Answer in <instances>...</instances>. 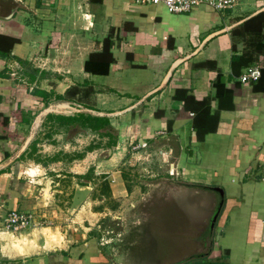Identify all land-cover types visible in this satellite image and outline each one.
I'll use <instances>...</instances> for the list:
<instances>
[{"label": "crops", "instance_id": "obj_1", "mask_svg": "<svg viewBox=\"0 0 264 264\" xmlns=\"http://www.w3.org/2000/svg\"><path fill=\"white\" fill-rule=\"evenodd\" d=\"M259 15L264 0H240L224 12L202 7L184 14L134 0H0V264H113L91 236L22 250L15 241L24 230L8 229L4 219L11 211L43 206L35 186L45 181V171L55 172L57 185L61 177L73 180L69 211L95 203L96 185L76 183L92 169L106 175L113 198L124 201L130 195L127 171L134 168L130 154L144 143L138 152L155 155L146 163L151 172L162 178L178 173L170 178L175 189L163 196L179 195V207L193 214L186 234L199 235L210 225L207 233L217 235L215 257L202 258L210 264H264V17L255 21ZM257 23L262 29L255 32ZM108 37L115 61L109 67L92 63L87 70ZM208 61L215 68L199 66ZM251 66L261 68V78L241 82ZM73 87L90 89L82 100L89 112L84 114L109 118L100 135L109 145L90 146L80 158L78 139L67 151L55 137L58 148L48 157L57 159L34 162V123L41 124L42 139L50 138L55 124L67 123L58 117L82 114L54 113L55 107L75 103L57 99ZM186 96L195 98L188 107ZM19 110L22 117H12ZM7 127L23 141L6 137ZM109 132L115 144L110 145ZM105 150L108 156L100 159ZM67 152L70 159L61 158ZM103 213L91 210L92 216Z\"/></svg>", "mask_w": 264, "mask_h": 264}, {"label": "rangeland", "instance_id": "obj_2", "mask_svg": "<svg viewBox=\"0 0 264 264\" xmlns=\"http://www.w3.org/2000/svg\"><path fill=\"white\" fill-rule=\"evenodd\" d=\"M83 104L75 102L64 109L55 107L54 113L89 114ZM37 124L38 122L34 123V130L38 134L37 145L39 144V147L36 145L35 150L31 153L34 162L47 164L51 163L53 159H57V157H48L58 148L57 140H54L55 137L56 139L60 138L59 145L67 151L72 150L74 138L78 139L75 144L82 153L76 154V156L80 158H83L87 154L86 152L91 150L90 146L107 148L109 145L108 138L85 127L82 122L74 125L65 123L66 125L63 127L55 124L57 130L52 133V137L49 135L50 138L45 136L44 139H42L41 124ZM108 129L112 132L111 128ZM79 134L81 135L79 136ZM140 148L143 147L140 145L130 154L131 163L134 164V168L127 171L130 195L122 202L116 199L119 203V208L116 211L110 209L113 205L111 201H99L97 198L95 201L93 200L96 186H92L91 197L95 203L91 204V208L89 202L86 208H82L80 212L73 209L69 211L71 206L69 199L72 198L71 193L74 186L71 181L73 180L70 178L64 180L61 177L62 181L57 185L58 179L53 175L55 172L45 171V181L35 186L38 189L39 203L43 206L34 212H28L32 216V222L27 229H19V231L24 230V235L16 237L17 247L32 252L34 248L44 242L46 247H52L50 244H54L53 242H67L72 237L76 238L75 241H79L83 240L82 236L88 240L91 236L98 251L113 264H193L202 257L213 255V243L217 235L207 233L210 225L206 226L203 229L204 233H199V235L197 233L186 234V230L191 227L189 223L193 214L191 217L189 208L183 204L179 207L181 204L179 195L173 198L163 196L165 191H169L168 189L172 191L175 189V186L170 184L172 181L170 178L173 176L169 172L168 176L162 178L151 172L146 163L153 160L155 155L138 152ZM41 150L42 153H39ZM100 153L102 154L99 156L100 159L106 158L109 154L106 150ZM71 156L67 152L61 158L69 160ZM101 176L102 174L95 173L91 175L95 179ZM81 182L88 183L89 180L88 178H79L76 183ZM159 182H162V185L158 184ZM102 207L107 214L91 215L92 209L101 212ZM5 219L4 226L7 225ZM0 228L3 229V227ZM46 228L48 229L46 230ZM89 228L92 230L90 231ZM10 239H12L11 236ZM86 239L84 240L86 241ZM6 242L10 243L7 239ZM196 245L199 246L196 247Z\"/></svg>", "mask_w": 264, "mask_h": 264}, {"label": "trees", "instance_id": "obj_3", "mask_svg": "<svg viewBox=\"0 0 264 264\" xmlns=\"http://www.w3.org/2000/svg\"><path fill=\"white\" fill-rule=\"evenodd\" d=\"M261 17H264V15L263 16L259 15L257 18H255V21L260 22ZM250 24H249V22H247L246 25H250ZM252 29L255 32L261 31L262 25H258V23H257V25H253ZM112 47H113V42L111 40V37L106 38L104 41V49H103L102 53L92 54L89 61H87L86 69L90 70V65H92V63H96L97 65H101L102 63L105 62V63H107V65L109 67L110 64L115 61V59L113 58L112 51H111ZM199 66L203 67V68H215V63L208 61V62H205V63L199 65ZM89 90L90 89H81L80 87H73V88L69 89L65 95L58 96L57 99L64 100V101H74V102H77L79 104H82V100L85 96H87L89 94ZM189 100H195V98H193L192 96H189V97L186 96L184 98V101L187 104V107H188L187 101H189ZM196 104L198 105V102H196ZM203 104H204L203 102H200V105H203ZM162 114H164V112H158L157 113V115L159 117ZM12 117L19 119L20 117H22V111H20V110L17 112L14 111L12 113ZM50 118H52V117H50ZM57 119L66 121L67 123L68 122L73 123L74 121H76L77 123L82 122V124H84V126H87V128L89 127L96 132H99L100 135L106 134V133H104V131L110 125L109 118L95 116V115H86L84 113L79 114L77 117H58ZM5 121H6L5 122L6 125H9V120L5 119ZM4 135L6 137L14 138V140H17L19 142L23 141L22 137L18 136L17 134L10 132L9 128L4 129ZM107 135L109 137L112 136L111 141H110V145L115 144L116 139H117V138H115V135L110 133V132ZM36 144H37V142H35L34 146H36ZM92 149H93V147H92ZM93 174H94V171L92 169L89 171V173L87 175L79 176L78 178H80V179L88 178V180L91 181L93 183V185H96L97 188L95 189V192L93 194V200H96V198H97L99 201H104V200L109 201V202L111 201V202H113V205L110 207V209L113 211H116L119 208V203H118V201H116L113 198L111 181L108 179V177L106 175H102L100 178L96 179V181H95V179L91 177V175H93ZM79 184L86 185L84 182H81ZM129 191H130V188H129ZM103 211H104V207H102L101 212H103ZM210 230H211V228H210ZM218 262H220V261H218ZM218 262L216 264H220ZM193 264H210V261L202 258L198 261H195Z\"/></svg>", "mask_w": 264, "mask_h": 264}, {"label": "built area", "instance_id": "obj_4", "mask_svg": "<svg viewBox=\"0 0 264 264\" xmlns=\"http://www.w3.org/2000/svg\"><path fill=\"white\" fill-rule=\"evenodd\" d=\"M134 2L140 5H162L172 14H184L192 13L202 7H208L215 12H224L234 8L240 0H134ZM261 75L262 70L260 67L251 66L245 69L244 73L240 76V80L243 83L257 82L261 78ZM141 147L145 148L147 144L144 143ZM171 175L178 176V173L171 172ZM31 219L32 216L30 214L15 210L6 217V227L15 230L27 229L32 222Z\"/></svg>", "mask_w": 264, "mask_h": 264}, {"label": "water", "instance_id": "obj_5", "mask_svg": "<svg viewBox=\"0 0 264 264\" xmlns=\"http://www.w3.org/2000/svg\"><path fill=\"white\" fill-rule=\"evenodd\" d=\"M218 213V212H217ZM216 219H214V221H215Z\"/></svg>", "mask_w": 264, "mask_h": 264}]
</instances>
